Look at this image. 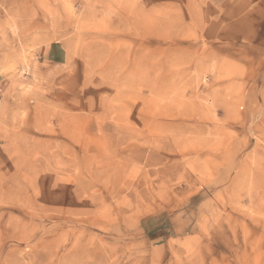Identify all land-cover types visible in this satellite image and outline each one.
Instances as JSON below:
<instances>
[{
    "label": "rangeland",
    "instance_id": "rangeland-1",
    "mask_svg": "<svg viewBox=\"0 0 264 264\" xmlns=\"http://www.w3.org/2000/svg\"><path fill=\"white\" fill-rule=\"evenodd\" d=\"M0 264H264V0H0Z\"/></svg>",
    "mask_w": 264,
    "mask_h": 264
}]
</instances>
